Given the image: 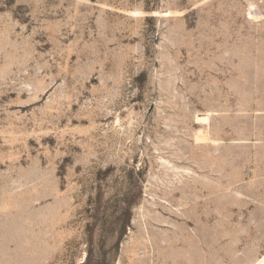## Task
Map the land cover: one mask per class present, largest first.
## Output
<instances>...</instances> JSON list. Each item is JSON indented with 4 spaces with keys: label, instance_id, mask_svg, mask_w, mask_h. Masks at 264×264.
Masks as SVG:
<instances>
[{
    "label": "rangeland",
    "instance_id": "rangeland-1",
    "mask_svg": "<svg viewBox=\"0 0 264 264\" xmlns=\"http://www.w3.org/2000/svg\"><path fill=\"white\" fill-rule=\"evenodd\" d=\"M263 261L264 0H0V264Z\"/></svg>",
    "mask_w": 264,
    "mask_h": 264
},
{
    "label": "bare ground",
    "instance_id": "bare-ground-1",
    "mask_svg": "<svg viewBox=\"0 0 264 264\" xmlns=\"http://www.w3.org/2000/svg\"><path fill=\"white\" fill-rule=\"evenodd\" d=\"M254 15H252V17H253ZM257 16V15H256ZM253 18H255V17H253ZM257 18V17H256ZM197 120H198V123L200 124V123H203V124H205V123H208V121H209V118L207 117V116H204V117H198L197 118ZM205 134L206 133H204L203 131L202 132H197V134H196V136H195V138H196V140L197 141H199V143H200V141H203V142H205L206 141V137H208V136H205ZM208 140V139H207ZM261 264H264V261L261 263Z\"/></svg>",
    "mask_w": 264,
    "mask_h": 264
}]
</instances>
